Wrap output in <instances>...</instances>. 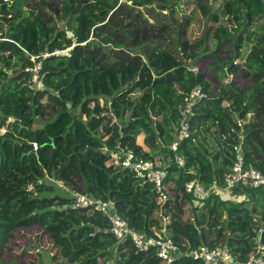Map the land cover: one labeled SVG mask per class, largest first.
I'll list each match as a JSON object with an SVG mask.
<instances>
[{"label": "trees", "instance_id": "trees-1", "mask_svg": "<svg viewBox=\"0 0 264 264\" xmlns=\"http://www.w3.org/2000/svg\"><path fill=\"white\" fill-rule=\"evenodd\" d=\"M144 5L173 15L176 6L196 7L204 32L184 45L190 18L170 29ZM0 15V126L16 117L10 132H0V264H9L2 254L17 228L90 214L73 206L77 190L110 200L132 228L171 237L184 252L208 243L245 262L259 241L264 245V188L235 186L236 197L228 198L219 191H226L224 175L238 143L247 167L264 172V0H0ZM170 33L179 53L164 44ZM32 56L42 62L39 82L25 70L34 65ZM231 66L237 81L228 82ZM197 87L208 97L187 107L190 135L178 147L186 159L181 167L171 144ZM91 100L108 103L110 125L124 116L116 139L109 123L94 127L78 115ZM118 147L159 159L168 170L171 197L163 205L152 184L110 162ZM195 178L207 189L197 205L194 194L184 192ZM93 216L107 244L79 264H165L155 248L141 252L129 238L118 240L103 213ZM173 264L205 263L182 255Z\"/></svg>", "mask_w": 264, "mask_h": 264}, {"label": "built area", "instance_id": "built-area-1", "mask_svg": "<svg viewBox=\"0 0 264 264\" xmlns=\"http://www.w3.org/2000/svg\"><path fill=\"white\" fill-rule=\"evenodd\" d=\"M60 51L64 50H56L53 53H45L43 55L44 57H47L50 54H62ZM31 59L35 62L34 65L27 66L25 70L31 73L33 81L39 82L41 79L42 62L37 61L36 56H32ZM192 69L196 71L195 68ZM207 97L208 94L202 90L201 87H197L193 89L190 94L189 100L191 102H187V105L184 108L185 118L182 122L181 130L178 138L171 144V149L175 152V161L181 167L186 165V159L178 152V147L181 141L190 135V125L188 121L189 110L187 107L192 106L199 100ZM15 122L16 119L10 117L8 126H0V132L2 134L10 132V125ZM33 145L34 150L37 151L39 149L38 143L34 142ZM234 151L235 160L232 168L224 175L226 189L234 188L237 185L243 187L264 188V172L256 167H247L242 144H236L234 146ZM112 156L116 159V164L131 169L135 173L138 181L153 185L160 205H163L171 197V191L166 183L168 170L161 168L157 162L152 159L138 156L123 147H118ZM219 191L220 193H226L223 189H219ZM184 192L194 194L196 203L202 201V199L207 196V189L197 178L187 181L184 184ZM225 197L228 198V195L225 194L224 198ZM72 198L74 207L78 209H88L90 213L101 212L106 215L110 222V231L118 240L124 241L129 238L135 248L141 252H148L155 248L157 256L165 264H173L174 261L182 255L189 256L195 260H202L205 264H264V245L261 244L260 241L256 246V249L250 254L245 262L241 261L230 250L221 247H214L208 243H202L184 252L180 250L177 243L171 237H158L154 234L138 231L132 228L119 216L114 204L110 200L97 198L79 190L72 193ZM164 220L165 224L170 223L167 216ZM258 237L260 238L261 235L259 234Z\"/></svg>", "mask_w": 264, "mask_h": 264}, {"label": "rangeland", "instance_id": "rangeland-1", "mask_svg": "<svg viewBox=\"0 0 264 264\" xmlns=\"http://www.w3.org/2000/svg\"><path fill=\"white\" fill-rule=\"evenodd\" d=\"M144 9L146 14L154 19V21L156 20L160 25H170V29H173L178 22L189 17L190 24L186 29V35L181 41L184 45L195 42L204 32L205 20L196 7L181 10L179 6H176L174 15L168 10L166 12H158L155 9H150L146 5H144ZM51 12L52 11L49 13ZM68 34L72 35L71 32H68ZM168 37L169 40L165 41L164 44L171 51L179 53L176 35L170 33ZM68 51L69 49H66L60 51V53H67ZM194 64V60L190 61V68L198 70V67ZM224 72H226V68ZM227 74L229 76L227 77L228 82L237 81V77H233L231 71L229 72L227 70ZM210 76L213 77V75ZM211 77H209V79H211ZM44 102H46V99H44ZM107 106L108 103L105 104L103 100H91L84 108L82 107L78 110V115L89 120L94 127L100 124L106 125L109 123L110 125L112 115L109 113ZM233 116L234 118L238 117L237 114H233ZM13 118L16 119V117ZM123 122L124 116L123 121L116 120L114 124L110 125L113 139L121 135ZM8 123L9 119L3 126H8ZM139 142L143 145V140H139ZM143 148L147 149L148 147L144 145ZM131 152L135 153L134 151ZM110 162L116 164V159L111 158ZM52 181V179H49V182ZM63 186L66 188V194L70 195V192H68L70 187L67 184H57L61 192L64 189ZM238 186L243 187L241 185H237V187ZM233 190V188L226 189L225 194L236 197V195L233 194ZM241 195L247 197L246 194ZM195 205H197L196 202ZM190 217L192 216L186 214L185 220L188 221ZM209 217H211V213L208 215L207 220H210ZM191 222L195 221L191 220ZM242 222L243 226L240 228V231L245 233V222ZM188 223L187 227L193 226L190 222ZM99 227V223L93 216V213L88 215H66L59 219L57 223L44 227H19L14 231L13 238L9 240L8 246L2 254V258L9 264H79V262L83 260V256L91 252V249H98L100 251L105 249L107 241L99 236ZM233 228L235 229V227ZM210 231H212V228H210ZM254 236L255 234L252 233L248 237L254 238ZM211 237V235L206 236L208 239ZM103 257L105 256L103 255ZM108 264H111V261H109Z\"/></svg>", "mask_w": 264, "mask_h": 264}, {"label": "water", "instance_id": "water-1", "mask_svg": "<svg viewBox=\"0 0 264 264\" xmlns=\"http://www.w3.org/2000/svg\"><path fill=\"white\" fill-rule=\"evenodd\" d=\"M11 2H12V0H7V3H11ZM0 19H4V16L0 15ZM231 68H232V66L229 67V69H228L229 72L231 71Z\"/></svg>", "mask_w": 264, "mask_h": 264}, {"label": "crops", "instance_id": "crops-1", "mask_svg": "<svg viewBox=\"0 0 264 264\" xmlns=\"http://www.w3.org/2000/svg\"><path fill=\"white\" fill-rule=\"evenodd\" d=\"M241 123H243V122H241ZM144 145H145V144H143V147H144ZM146 147H148V146L146 145ZM143 149H144V148H143ZM148 149H149V148L144 149V150H148ZM156 161H157L158 164H160V165L162 164L160 160L158 161V159H157ZM189 216H190V215H189ZM191 223H193V222H191Z\"/></svg>", "mask_w": 264, "mask_h": 264}, {"label": "clouds", "instance_id": "clouds-1", "mask_svg": "<svg viewBox=\"0 0 264 264\" xmlns=\"http://www.w3.org/2000/svg\"><path fill=\"white\" fill-rule=\"evenodd\" d=\"M242 144V143H241ZM243 146V145H242ZM159 258V257H158Z\"/></svg>", "mask_w": 264, "mask_h": 264}]
</instances>
